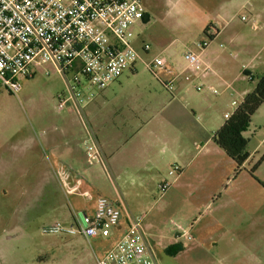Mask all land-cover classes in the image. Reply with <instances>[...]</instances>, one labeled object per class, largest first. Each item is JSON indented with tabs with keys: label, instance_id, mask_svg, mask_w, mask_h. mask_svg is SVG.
Masks as SVG:
<instances>
[{
	"label": "rangeland",
	"instance_id": "obj_1",
	"mask_svg": "<svg viewBox=\"0 0 264 264\" xmlns=\"http://www.w3.org/2000/svg\"><path fill=\"white\" fill-rule=\"evenodd\" d=\"M225 3V0H143L145 19L135 28V41L138 50L143 45H149L150 51L142 58L150 60L163 53V56L178 61L185 51L199 53V43L210 41L211 37L206 34L211 30L210 26L221 29L228 23L222 46L219 48L218 42H215L213 47L223 51V60L231 68V73L226 75L228 81H233L241 73L236 87L253 91L259 77L264 74V13L260 28L255 30L247 11L234 10L230 16L220 17ZM243 16L248 20L243 21ZM237 33H244L247 40L256 41L255 48L247 52L241 47L234 49L230 46L229 38ZM243 64L250 72H242ZM209 65L212 68V64ZM135 67L138 76L127 82L125 77L122 86L117 83L104 91L86 84L76 87V93L80 92L84 99L81 106L74 99L67 81L53 68L50 76L39 69L34 78L22 79L23 87L17 93H10L0 85V264H94L95 256L103 249L98 243L87 242L79 235L43 233V228L54 221L65 227L71 225L73 209L71 193L66 187L39 181L43 164L41 170L36 169L33 157L37 154L46 157L45 147L42 141L35 145L33 141L59 124L60 119L82 118L87 123L85 115L94 106L95 98L100 105L104 96L119 104L133 97L138 88L145 89L143 95L166 92L141 60L137 61ZM160 73L163 78L166 77L165 72ZM245 73L253 74L254 79H246ZM217 82L220 83H212L213 87L201 83L203 87L199 92L215 103L214 116L223 119L224 113H232L243 98L225 95L222 102L217 101ZM90 93L94 94L92 101H89ZM62 95L64 108L58 110V96ZM229 101H236L237 105L231 108ZM244 136L249 139L248 151L251 156L240 171L237 172L236 164L227 155L221 164L216 155H204L191 167L186 179L172 185L170 197L168 194L161 196L157 189L154 191L152 188L150 201L129 200L131 208L134 207L136 211L132 210L133 217H145L147 214L143 227L146 223L149 225L147 235L152 242H158L161 235L174 238L176 228L173 224H183V217L192 215L190 223H193L194 214L199 215L197 196L202 194L207 197L209 192L216 190L217 176L223 175L224 181L226 178L230 180L228 186H221L224 185L223 190L237 200L234 203L238 212L246 208L249 214L256 212L257 219L264 215V105L253 116ZM60 210L65 218L58 215ZM231 210L235 211L234 205ZM76 216L79 220L83 219L82 213ZM248 220L250 222L244 225L243 231L247 232L251 241L247 248L250 254L257 249H254L257 235L262 233L264 236V219L262 216V221H254L256 224L250 217ZM183 225L188 228L186 224ZM193 242H178L169 246L168 241L164 240V246L156 248L158 264H250L248 257L242 256L219 261L214 254L216 251L223 253V250L209 243ZM262 243L257 256L263 259L264 264Z\"/></svg>",
	"mask_w": 264,
	"mask_h": 264
},
{
	"label": "crops",
	"instance_id": "obj_2",
	"mask_svg": "<svg viewBox=\"0 0 264 264\" xmlns=\"http://www.w3.org/2000/svg\"><path fill=\"white\" fill-rule=\"evenodd\" d=\"M225 1L220 17L230 16L234 10L247 11L254 29L260 28L261 17L264 13V0ZM246 20H248L247 17ZM210 29L206 33L211 37L210 45L203 54L205 61L212 64L210 76L198 77L189 70L186 74H191L192 78L187 81L182 75L186 69V65L183 66V55L178 61L173 60L172 57H166L169 67L166 70H160L163 74L166 73V77L163 78L160 71L159 75L164 81L173 82L172 92H168L163 87L166 92L158 95H143L146 93L145 89L138 88L133 93V97L122 100L119 104L104 96L103 104L100 105L95 98L94 104L91 103L94 106L89 107L90 111L88 109L87 114L85 111L88 124L82 118L60 119L59 124H55L48 132L40 137L37 136L36 141H33L34 145L41 144L42 141L45 147L46 157L39 154L33 157L36 169L41 170L43 164V171L39 173V181L42 184L66 187L71 193L70 202L73 209L70 214L71 225L74 223L76 214L82 213L83 216L94 214L96 200L99 196L111 199L122 211L121 222L109 237L97 236L86 239L78 236L87 242L94 241L103 247L101 252L95 256L94 264L127 231L133 211L136 212L134 207L131 208L129 200L150 201L152 188L154 191L158 190V185L169 179L170 166L178 164L182 168V172L173 184L175 185L187 178L191 167L199 161L201 156L214 154L220 158L218 163L221 164L227 155L215 144L213 137L226 121L225 114L228 112L224 113L223 119H219L220 116H214L215 103L202 96L197 85L205 83L213 87V82L220 81L216 85L218 87L217 101L220 102L224 100L225 95L230 98L233 95L244 98L251 91L242 86L236 87V81L239 80L241 73L233 81H228L226 78V75L231 73V68L223 60V51L219 48L223 44V37L227 36L228 23L221 29L215 28L214 25H211ZM215 42H218L219 48L213 47ZM229 44L234 49L241 47L250 52L257 42L247 40L244 33H237L229 38ZM242 67V72L243 70L250 72L244 64ZM257 67L258 64L255 65V68ZM250 75L253 76V74ZM137 76L138 71L135 67L109 87L117 83L122 86V80L125 77L127 82ZM248 76L246 75V79L249 80ZM150 93L151 91L148 94ZM229 102L232 108L234 101ZM89 131L101 149L102 163L91 164L89 160L87 149ZM229 182L227 178L224 181L223 175L217 176L216 190L209 192L207 197L202 194L197 196L199 197L197 200L199 201L197 209L199 215L194 214L196 217L192 220L193 223H190L192 215L183 217V224L191 228L194 236L193 243H209L223 250V253L216 251L214 254L219 261L242 256L243 258L248 257L250 264H262L263 259L261 260L257 254L260 252L259 247L263 246V234L257 235L254 247V249L257 248L256 251L248 254L247 248L251 241L247 232L243 231V227L250 222L248 217L256 224L254 221H262L264 215L257 219L256 212L252 211L253 214H249V210L242 206L238 212L237 205L234 203L237 200L227 190H223V186H228ZM222 184L224 185L221 186ZM170 190L171 188L165 193L168 197L173 193ZM232 205L235 206V211L231 210ZM61 211L58 215L65 218V214ZM146 216L147 214L144 222L147 219ZM183 224L174 222L173 225L176 228L174 238L161 235L156 243L148 238L149 225L144 224L146 244L156 259V248H162L164 240L168 241L169 246L179 242L176 225L184 227Z\"/></svg>",
	"mask_w": 264,
	"mask_h": 264
},
{
	"label": "built area",
	"instance_id": "obj_3",
	"mask_svg": "<svg viewBox=\"0 0 264 264\" xmlns=\"http://www.w3.org/2000/svg\"><path fill=\"white\" fill-rule=\"evenodd\" d=\"M144 14L143 0H0V85L10 93H17L23 87L22 79L34 78L39 69L50 76L53 68L67 81L81 106L84 99L80 92L76 93V87L86 84L103 90L141 60L161 85L172 92L173 82L164 81L158 73L168 68L166 57L159 54L150 60L143 59L150 46L143 45L140 50L136 47L135 28ZM209 45V40L203 41L198 45L199 53L188 50L183 54L187 64L182 74L185 80L192 78L186 74L189 70L202 78L212 72L203 56ZM248 78L251 80L252 76ZM202 87L200 84L197 89ZM93 98L94 94L90 93L89 101ZM58 100L57 109L62 110L63 95ZM236 105L234 101L233 106ZM231 114H225V119ZM88 135L89 160L91 164L102 163L101 149L90 131ZM181 172L178 164L170 166L169 179L158 185L161 196ZM121 218L120 207L111 199L99 196L92 216L84 215L79 220L75 215L71 226L56 222L43 228V233L107 238L119 226ZM143 221L144 216L132 217L127 231L95 264H158L146 244ZM176 226L179 242L194 241L190 227Z\"/></svg>",
	"mask_w": 264,
	"mask_h": 264
},
{
	"label": "trees",
	"instance_id": "obj_4",
	"mask_svg": "<svg viewBox=\"0 0 264 264\" xmlns=\"http://www.w3.org/2000/svg\"><path fill=\"white\" fill-rule=\"evenodd\" d=\"M142 19H145V14ZM253 79L252 77L251 80ZM263 105L264 74L259 77L254 90L243 98L239 106L213 137L215 144L234 161L237 172L242 169L251 156L248 151L249 139L244 136V133L249 127L253 116Z\"/></svg>",
	"mask_w": 264,
	"mask_h": 264
}]
</instances>
